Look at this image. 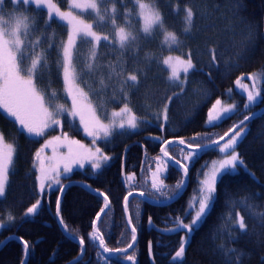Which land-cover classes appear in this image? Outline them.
<instances>
[{"label":"trees","instance_id":"16d2710c","mask_svg":"<svg viewBox=\"0 0 264 264\" xmlns=\"http://www.w3.org/2000/svg\"><path fill=\"white\" fill-rule=\"evenodd\" d=\"M116 1L120 11L115 16L119 21L118 24L132 30L137 39L150 42V47L139 48L147 49L148 53L138 62L141 65V69L137 72L140 85L138 89L131 84L125 87L127 100L122 98L118 85L114 88L107 86L104 89L99 87V82L95 85L93 83L92 86L85 84L84 86L89 88L99 107L111 110L130 102L134 111L139 116L148 118L150 123H144L142 129L137 132L114 133L104 144L112 156V161L100 173H91L89 168L78 169L73 171L68 179H64L63 184L68 181H72V184L64 193L61 215L69 230L78 237H85L84 258L78 261V264H105L104 256H97L100 249L89 242L87 235L91 231L90 222L103 205V200L82 187L83 183L109 195L111 207L108 214L102 218L101 231L109 248H126L132 241L123 209V197L129 190L146 191L142 176L144 171L147 173V168L150 170L155 165V158L161 153L163 141L180 138L191 141L196 133L201 137L211 134L215 139L222 136L234 124H238L244 116H251V113H255L256 116L245 126L248 131L239 144L240 155L246 167L240 166L237 171L225 175L222 181L218 182L213 207L198 230L193 233L185 257L175 264H226L229 256L224 253L227 249H237L238 253H243L242 264H264V225L256 215V213H264V112L260 113L264 110V102L260 101L250 110L243 109L245 93L240 85L236 84L238 77H246L250 73L264 75V0H155L164 8L163 16L167 28L174 31L182 42L179 47L171 50L164 46L163 34L160 31L145 38L137 15V6L133 0L123 2L125 8L129 7L128 23L122 22L124 10L120 7L119 0ZM54 2L61 11L68 10V0H54ZM5 6L11 8L16 5L8 1ZM186 6L192 7L196 13L191 34L184 33ZM17 7L23 14L31 13L38 20L37 25L32 28L31 39H40L39 52L47 49L49 43L56 45L47 53L51 68L47 71L52 75L59 99L69 103L64 90L62 69L57 66L58 48L60 42L66 40L67 27L62 26L55 19L52 20L50 27H46L45 20L48 17L43 7L40 11L29 6ZM177 8L179 11H176ZM110 19L111 17H106L105 24L98 23L93 29L99 33L112 32L110 35H113ZM79 46H86L88 50L91 47L85 42H80ZM116 46L110 47L101 43L98 59L103 51H110ZM211 48H216L218 53L223 52V57L218 55L217 58L218 70L207 66ZM189 50L193 52V62L203 71L191 72L188 75L186 90L179 99H174L169 105L168 121L165 123L158 114L167 102L166 97L171 96L173 92H179L180 89L168 82L169 72L159 61L169 54L183 55L186 59ZM237 54H242L243 58ZM231 64L237 66L231 67ZM133 70L134 67H130L125 74ZM208 73L211 74V78ZM241 81L243 84L247 82L251 85L248 79ZM260 89L264 97V79L260 82ZM230 91L234 94L232 98L229 97ZM221 98L240 99V108L218 127H208L205 123L208 110L217 99ZM45 101L48 103L47 100ZM74 126L73 133L85 138L78 124ZM0 130L16 147L8 192L5 198H0V220L8 225L0 231V246L10 237L13 238L0 250V264H25L27 254L23 248L24 240L28 241L30 246L27 264H69L77 260L81 256L79 245L65 237L55 218L56 198L61 195L60 192L46 193L38 214L24 216L26 209L40 198L35 186L37 173L33 166V158L42 140L27 138L18 132L17 125L3 114H0ZM150 134H156L158 136L156 138L159 139H154ZM168 152L177 159L182 155L179 145L169 146ZM126 154L127 172L134 171L138 175L134 187L126 186L123 182ZM217 156L218 152L213 149L200 156L189 169L187 191L175 202L160 205L153 200L137 197L130 201V214L133 223L137 225L138 234L137 247L129 254L135 255V264H173L172 257L179 249L185 232L168 233L161 230L174 227L173 218L185 215L190 197L197 187V179L201 177L198 170ZM249 173L254 174L255 178ZM148 177L149 175L146 178ZM180 179L181 172L171 164L167 177L168 188H173ZM245 197L249 198L247 205L253 207L241 205L240 201ZM136 205H139V216L135 214ZM236 213L244 217L247 225L246 234L235 226ZM9 214L14 217L11 222L7 219ZM149 217H151V225L148 223ZM191 219L192 217L188 216L184 222H190ZM149 242H151V253ZM221 246H224L223 250ZM108 264L128 263L121 254L111 255Z\"/></svg>","mask_w":264,"mask_h":264},{"label":"snow or ice","instance_id":"6c2138e0","mask_svg":"<svg viewBox=\"0 0 264 264\" xmlns=\"http://www.w3.org/2000/svg\"><path fill=\"white\" fill-rule=\"evenodd\" d=\"M10 3L17 6H29L36 11H40L43 7L46 9L48 19L45 20L46 27L51 26V22L55 19L62 26L67 27L68 35L66 40L60 42L58 48L59 59L57 61L58 68L62 69L63 83L65 86L66 98L71 99V108L68 109L62 104L54 106L52 111H49L46 107L45 95L42 94V90L37 86V80L43 78L45 71L49 70L50 65L48 63V51L53 47H56L54 43H49L48 48L36 53V48L40 44V39L33 41L29 39L31 30L34 26V21L27 15H23L18 11L12 13H4L3 8L0 7V114H3L5 118L9 119L13 124L17 125V130L21 134L25 135L29 139L42 138L46 132L56 127H62V121L58 118L65 116L75 120L79 117L80 123L84 126V132L93 138V144L97 143L99 138L102 142L107 143L114 133H122L125 130L136 129L139 123H146L147 121L140 120L135 113L129 108L128 103H124V106L119 111H113L109 117L105 113V119L109 120V123H104L100 116L97 115L96 109L90 104L85 103L87 100V94L79 87L76 81L79 79L82 72L88 74L99 70L102 66L97 63L98 49L101 43L107 44L110 47L119 45V48L123 50L127 45L137 41V37L131 32L126 31L124 27L116 25L115 16L116 9L113 7L110 12L106 10L104 15H101L97 6L96 0H87L85 4H74L72 7L75 9H92L95 10L98 22H107L106 17H111V26L113 28V36L110 39L108 35H101L93 31L94 25L85 23L83 20L73 15V12H63L60 10L57 3L54 0H9ZM103 2V0H101ZM134 4L140 9L139 15L144 18V26L142 29L145 38L150 37L154 26L163 28V18L159 12L152 11L149 15H145V9L148 7L141 0H133ZM4 3V0H0V5ZM27 11V8H25ZM179 11V8L176 9ZM185 12V34H191L193 21L196 13L192 7L186 6ZM125 15H129L125 13ZM53 33V37H54ZM166 42H168L169 50L173 46L179 47L182 43L175 33H165ZM45 39H49L45 37ZM78 42H85L91 45L89 48L88 56L86 57L83 68L80 72L77 71L74 64V53L77 51ZM250 43V42H249ZM210 61L208 67L219 69L218 55L222 58L223 52L217 51L216 48L209 49ZM240 58H243L242 54H237ZM186 59L181 57L167 56L159 61L163 66H166V70L169 72L167 77L168 82L179 87V92H173L171 96H167V102L164 104L159 116H162L163 121H168V109L169 105L174 99H179L185 92L188 83V75L191 72L203 71L202 68H197V64L193 62V52L189 50L186 53ZM199 63V61H197ZM231 67L237 66V64H231ZM111 71L109 72V79L113 75L120 77L121 73L115 71V65L109 66ZM139 71V69H137ZM181 72L184 74V79H180ZM209 78L211 74L208 73ZM242 79H248L251 81V89L247 84H241ZM264 79V75L250 73L246 77H238L236 84L240 85L241 89L246 92V103L243 105L245 110H250L258 101L264 102V97L261 96L260 82ZM101 88H106L105 80L103 77L99 80ZM131 84L138 89L140 85V78L137 74H128L120 80L119 91L124 100H127V93L125 87ZM51 97L56 96V91L53 89L48 93ZM222 101L217 99L211 108H209L206 125L208 127H218L225 119H229L231 115L235 114L237 105L232 104L226 107L217 108L221 105ZM87 114V120L85 116ZM255 113H251V116H244L238 124H234L227 132L222 136H218L213 139L211 134H205L201 137L199 133H196L191 138V141L180 138L177 140H165L163 141V147H161L162 157H156V170L152 172L150 187H148L149 181L146 178L144 186L146 191H140L138 195L141 198L147 197L153 200L157 204L166 205L169 202H174L182 193L186 190L188 185V173L190 167L200 158V156L207 149H213L219 153H231L226 155L225 158L219 161L206 162V164L198 170V174L202 175L203 179H197V187L193 190V196L190 197L189 203L185 209V215L183 217L173 218L172 228L162 229L163 232L178 233L185 232V236L181 238L179 249L172 257V262L175 264L180 258L184 256L185 245L188 243L189 238L193 233L198 230V226L206 219L209 210L213 207L216 200V186L218 181H222L225 175H230L235 172L238 165L244 166V161L240 158L239 153L236 152V145L242 134L245 132V123L250 118L254 117ZM39 117V119L37 118ZM126 117V119H125ZM119 120V123H117ZM65 138L67 134H64ZM55 140H60V137H54ZM159 139V138H154ZM207 141L206 143L204 141ZM3 142V133L0 132V144ZM51 141H45L41 145L40 149H37L33 158V166L37 173L35 176L36 190L40 198L36 199L35 203H32L24 213L25 217L35 216L38 214L42 206V200L46 193L52 191L60 192V196L56 198V213L55 218L61 227V231L65 237L69 240L76 242L79 245L80 255L82 256L85 251V237L77 236L73 231L69 230L65 223L63 216L61 215V198L65 192L66 187L70 185H64L62 180L68 179V174L73 171V165L84 166L85 160L90 163L91 168L94 171L101 170L105 164L112 158L102 152L100 148H96L95 152H90L87 157L72 156L66 160L59 161L57 163H46L42 157V152L48 147ZM73 143H79L75 141ZM178 143L181 145V152L185 153L179 159L170 157L167 148L173 144ZM7 151L0 149V198L6 194L8 187V177L10 167L13 162L14 148L11 145L6 146ZM71 151V149H70ZM171 163L175 165L178 171L181 172V179L177 181L175 186L171 189L159 179L161 174V164ZM211 164L210 171H204L205 168ZM62 165V167H61ZM246 167V166H245ZM253 178L254 174L249 173ZM123 182L126 186H135V173L131 175L123 176ZM85 189L90 190L94 195L103 200V205L96 212L95 218L90 222L91 231L87 234L88 240L94 246L100 249L97 252V256H104L105 264L111 259V255H123L129 262H135V255H128V250L133 248V245L137 239V225L133 223L132 214L128 212L129 198L135 195L133 191L129 190L123 197V209L126 214L127 225L131 231V243L126 248H109L105 241V235L101 231L102 218L108 214L111 207V200L109 195L105 192H101L99 189H91L90 185H81ZM240 201L242 206L253 207L247 205V200ZM137 216L140 215L139 205H136ZM251 215V213H249ZM236 215L235 226L238 227L242 233L246 234L247 225L244 217L238 213ZM260 218L262 225H264V213H256ZM191 216L192 219L189 223H185V219ZM231 219V217H229ZM8 221H13L14 217L9 214ZM149 225L152 224L151 217L148 218ZM8 225L0 223V228H5ZM11 239V237L9 238ZM22 239V238H16ZM29 242L23 241V248L25 254L29 250ZM224 246H221L223 250ZM149 252L151 253V242H149ZM224 255L229 256L226 260V264H242L243 253H238L237 249H227ZM26 264V262H25ZM73 264H78L77 261H73Z\"/></svg>","mask_w":264,"mask_h":264},{"label":"rangeland","instance_id":"374dc122","mask_svg":"<svg viewBox=\"0 0 264 264\" xmlns=\"http://www.w3.org/2000/svg\"><path fill=\"white\" fill-rule=\"evenodd\" d=\"M8 1L9 0H4V3L2 5H0V7L3 8V12L4 13H12V12L18 11L19 13L23 14V12H21L22 10L20 8H18L17 6L11 7V8L5 6V3L8 2ZM119 2H120V5H122L124 7V3H126V1L125 0H119ZM141 2L148 6L145 9V15H149L152 11H156V12H159L160 15L162 16V18H163V28H161L159 26H154L151 33L155 32V31H160L163 34V44H164L165 47H167V49H169L168 42H166L165 33L166 32L167 33H175V32L170 30V29H168V28H166V26L164 24V22H165L164 16H163L164 8H163L162 4L158 3L155 0H146V1L141 0ZM77 3L83 5V4L87 3V0H70L69 9L65 10V11L67 12V11H70V10H74L77 13L82 14L84 16L87 15V14H91V15L92 14H96L95 10H92V9H75L74 7H72V5L77 4ZM96 3H97V6H98L99 10H100V7L102 8V12L100 11L101 15L105 14V12L107 10L106 8H108V10H107L108 12H110L113 7L116 9V13L118 11V7L119 6H118V3H117L116 0H114L113 2H110V3H109V0H103V2H101V0H96ZM128 8L129 7H126V8L123 9L124 10V15L122 16V22H125V23L129 22V17L125 16V12L127 13V9ZM137 11H138V14H139L140 9L138 7H137ZM23 15H27L28 17H30L31 20L34 21V25H37L38 20L34 16H32L31 13L30 14H23ZM139 18L141 19V29H143V26H144V23H145L144 18L142 16H140V15H139ZM115 21H116V25L119 26V24H118L119 21L118 20H115ZM91 22H87V23L88 24H93V25L94 24L96 25L98 23L99 24H105V22H103V23L102 22H98V18L92 20ZM110 28H111V30L113 29L111 25H110ZM93 31L97 32L98 34H101V33H99L98 31H96L94 29H93ZM126 31H129V32H131L134 35V32H132L131 30H126ZM31 32H32V30H31ZM111 33L112 32H106V33H102L101 35H108L110 37V39H111L112 36H113V35H110ZM67 35H68V33H67ZM176 36H177V34H176ZM31 38L32 37L30 35L29 39H31ZM31 40L35 41L34 39H31ZM129 45H127L123 50H121L119 48V45H117L118 47L116 46L115 48H112V50H110V51H106V50H105L106 52L103 51L101 53L99 59H98V62H97L102 67L99 70L94 71L91 74H88L86 71L82 72V76L80 75L79 79L76 81V83L84 91V93L87 94V100L85 101V103H90L96 109L97 115L100 116L101 119L103 120V122L106 123V124L109 123V120L105 119V113H107L108 116L110 117L111 113L113 111H119L120 108H122L124 105L122 107H120V108H115V109H111V110H106L104 108L99 107L98 106V102L95 100V98H93L91 93L90 92L88 93L85 90L86 88L84 89V87H85L84 84L86 86H89V85L92 86V84L94 83V85H95V84H97L99 82L101 77H103L104 80H105V84L109 88H114L116 85H118V88H120V80L121 79H123L125 76H127L130 73L131 74H137V72H138L137 69H139V70L141 69V65L138 62L142 60L141 58H142L143 55H147L148 54L147 53V49H139V48H140V46L141 47L142 46L143 47L144 46H149L150 47V42L145 40V39H137L136 42L131 43L130 46ZM174 47H176V46H173L172 48H174ZM106 49H107V46H106ZM35 51H36V53H39V48L37 47ZM88 53H89L88 52V48L86 46H79L77 48L76 53H74V56L76 57L74 59V64L76 65V68H77L78 72H80L81 69L83 68L85 60H86V57L88 56ZM168 56L181 57L182 59H184L183 58L184 56L183 55H179V54H169ZM185 58H187V57H185ZM110 65H115V71L117 73H121L119 78H117V76L113 75L111 77V79H109V72L111 71V69L109 67ZM130 67H134V70L129 72L128 74H125V73H127L128 68H130ZM49 69H51V68H49ZM190 73H191V71H190ZM180 79L181 80L184 79V74L182 72L180 74ZM241 84H243L242 81H241ZM244 84H247L249 86V89H251V85H249L247 82H245ZM37 86H38L39 89L42 90V94L45 95V100H47L48 103L51 106H55L57 104H62L68 109L71 108V99H69L70 104H67L66 102L61 101L59 99L58 91H57V89H56V87L54 85V80L52 78V75L48 71H46L43 74V78L42 79L37 80ZM99 87L101 88L100 84H99ZM53 89L56 91V96L55 97H51L50 95H48V93H50ZM244 93H245V96H246V92H244ZM229 95L230 96L233 95L232 91L229 92ZM261 96H262V94H261ZM108 99H109V91L107 93V100ZM220 100L222 101V104L217 106L218 109L220 107H226V106L232 105V104H236L237 105L236 111L238 110V108H240V104H241V100L240 99L234 98L233 100H230V99L228 100V99L221 98ZM259 102L260 101H258L256 104H258ZM48 103L46 102V107H48L49 111H52L54 109V107L53 108L50 107L48 105ZM127 103H128L129 108H131L132 112L135 113V115L140 120L147 121V122L150 123V120L148 118H145L143 116H139L137 114V112L134 111V109H133V107H132L130 102H127ZM243 109H244V107H243ZM37 118L39 119V117H37ZM58 118L62 121V127H56L55 129H50V130H48L46 132V134L42 138H39V139L42 140V142L39 145L38 149L41 148V145H43L45 143V141H51V143L48 145V147L46 149H44L43 152H42V157L45 159L46 163H53L54 164V163H57L59 161L66 160L67 158L72 157V156L87 157L90 152L94 153L96 148H100L104 154L110 156L109 153L103 147V143L104 142H102L99 138L97 139V143L94 145L93 144V138L91 136H88L84 132V135L87 138L86 139H81L76 134H74L71 129L68 128V123L72 121L71 118H68V117H65V116H60ZM87 118L88 117H87V114H86L85 119L87 120ZM125 119H126V117H125ZM74 121H77V123L79 124V126L83 130L84 126L80 123L79 117H77ZM117 123H119V120H117ZM143 125H144V122L139 123V126L136 129L127 130V131H139V130L142 129ZM247 131H248V129H245L244 134H242L241 138L238 141V144L236 145V149L235 150H236L237 153H239L240 158H241V155H240V150H239V144L244 139V136L246 135ZM0 132H2V131L0 130ZM65 133L67 134L66 138L64 136ZM57 136L60 137V140L53 139L54 137H57ZM150 136L153 137V138L154 137L155 138L158 137L156 134H150ZM75 141H78L79 143H73ZM8 145H11L14 148V153H13V158H14V156H15V147L13 146L14 144H12L10 142H7L6 139L4 138V135H3V142H2V144H0V149H3L5 151H7L6 146H8ZM70 149H71V151H70ZM230 154H231L230 152L229 153H220L219 157H216L215 159H212L211 161H219L220 159L225 158L226 155H230ZM159 156L162 157V155H159ZM110 162H111V160L108 161L105 164V166L99 171H94L91 168L90 163H88L87 160H85L83 167H80L79 165H73L72 167H73V171L78 170V169H84L85 170L87 168H90L91 171L101 172L106 166H108L110 164ZM156 164H157V161L155 163V166L152 168V170L151 169L149 170V168H147V173H146V171H144L146 173V175L144 173L143 176H142L143 184H144L145 178L148 175L150 176L148 178H150V181H151V175H152V172H154L156 170ZM61 167H62V165H61ZM160 167H161V174L159 175V179L162 180L165 185H167L166 177L169 175L170 163L161 164ZM239 167H240V165L237 166L235 171H237L239 169ZM210 169H211V164H209V167L205 168L204 171H210ZM148 170L150 172L149 174H148ZM71 173H69L68 175H70ZM133 173H135V183H136L137 182L136 172H130V173H128V175H131ZM203 178L204 177L201 175L200 179H203ZM9 182H10V171H9V177H8V186H9ZM217 184H218V182H217ZM216 189H217V186H216ZM7 191H8V187L6 189L5 196L2 197V198L6 197ZM216 192H217V190H216ZM42 204H43V200H42ZM129 210H130V206H129ZM0 223L4 224V222L1 221V220H0ZM185 223H189V222H185ZM2 229L3 228H0V230H2ZM184 236H185V233H184ZM192 236L189 238L188 243L185 245L184 256L182 258H180L179 260H182L185 257V254H186V251H187V247H188L189 242L192 239ZM135 248H134V250H135Z\"/></svg>","mask_w":264,"mask_h":264},{"label":"water","instance_id":"95a60500","mask_svg":"<svg viewBox=\"0 0 264 264\" xmlns=\"http://www.w3.org/2000/svg\"><path fill=\"white\" fill-rule=\"evenodd\" d=\"M264 111V110H263ZM255 117V116H254ZM254 117H252V118H250L249 119V121H251V120H253L254 119ZM249 121H247L246 123H245V125L249 122ZM177 144V143H176ZM207 150H209V149H207ZM207 150H205V151H207ZM170 156V155H169ZM171 157V156H170ZM124 165H126V163L124 164ZM126 175V170H125V166H124V174H123V176H125ZM189 177V176H188ZM70 184H72V183H68L67 185H70ZM85 183H83V185H84ZM66 185V186H67ZM66 189H67V187H66ZM66 189H65V191H66ZM186 190H187V187H186ZM186 190L182 193V195L180 196V197H178L176 200H178L179 198H181L182 196H183V194L186 192ZM65 193V192H64ZM134 193H136L135 195H133L132 197H130L129 198V202H128V212L130 213V210H129V203H130V200H131V198H133V197H139V198H141L139 195H138V192H134ZM63 197H64V194H63V196H62V198H61V204H62V200H63ZM142 199H147L146 197L145 198H142ZM175 200V201H176ZM174 201V202H175ZM172 202H169V203H167L166 205H168V204H171ZM162 205H164V204H162ZM13 237H11V239H12ZM10 241V239H8V240H6L1 246H0V250L8 243ZM137 243H138V234H137V239H136V241H135V243H134V245H133V248H131V249H129L128 250V253L127 254H129L130 252H132L133 250H134V248L137 246ZM83 255H84V253H83ZM80 256L77 260L79 261V260H81V259H83V257L84 256ZM28 256H29V251L27 252V258H26V264L28 263ZM77 260H75V261H77ZM69 264H73V262H71V263H69ZM128 264H133V262H128Z\"/></svg>","mask_w":264,"mask_h":264},{"label":"bare ground","instance_id":"6f19581e","mask_svg":"<svg viewBox=\"0 0 264 264\" xmlns=\"http://www.w3.org/2000/svg\"><path fill=\"white\" fill-rule=\"evenodd\" d=\"M127 103V102H126Z\"/></svg>","mask_w":264,"mask_h":264}]
</instances>
